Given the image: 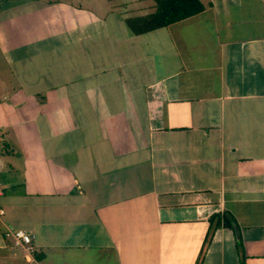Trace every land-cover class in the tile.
I'll return each instance as SVG.
<instances>
[{"label":"crops","instance_id":"0c3cea01","mask_svg":"<svg viewBox=\"0 0 264 264\" xmlns=\"http://www.w3.org/2000/svg\"><path fill=\"white\" fill-rule=\"evenodd\" d=\"M110 1L0 0V264H264V0Z\"/></svg>","mask_w":264,"mask_h":264},{"label":"trees","instance_id":"16d2710c","mask_svg":"<svg viewBox=\"0 0 264 264\" xmlns=\"http://www.w3.org/2000/svg\"><path fill=\"white\" fill-rule=\"evenodd\" d=\"M152 11L140 16L125 19V25L131 34L139 35L154 29L169 26L201 13L205 6L200 0H150ZM210 6V4H207ZM231 228V223L224 220ZM36 258H38L36 256ZM240 264H243L242 262Z\"/></svg>","mask_w":264,"mask_h":264},{"label":"rangeland","instance_id":"374dc122","mask_svg":"<svg viewBox=\"0 0 264 264\" xmlns=\"http://www.w3.org/2000/svg\"><path fill=\"white\" fill-rule=\"evenodd\" d=\"M20 0H2V2H17ZM74 1V0H72ZM113 1V0H111ZM110 1V2H111ZM75 2H87L90 6V2H108V0H75ZM115 6H119L125 10V14L131 15L139 11L138 8L143 9L144 11H149L151 7V2L148 0H120V2H113Z\"/></svg>","mask_w":264,"mask_h":264},{"label":"built area","instance_id":"2783aa9c","mask_svg":"<svg viewBox=\"0 0 264 264\" xmlns=\"http://www.w3.org/2000/svg\"><path fill=\"white\" fill-rule=\"evenodd\" d=\"M2 212L0 211V214ZM4 237L14 241L15 244L24 246L25 250L31 252V236L22 230L6 229Z\"/></svg>","mask_w":264,"mask_h":264},{"label":"water","instance_id":"95a60500","mask_svg":"<svg viewBox=\"0 0 264 264\" xmlns=\"http://www.w3.org/2000/svg\"><path fill=\"white\" fill-rule=\"evenodd\" d=\"M233 228H234V232H235V236H236V238H237V228L235 227V226H233Z\"/></svg>","mask_w":264,"mask_h":264}]
</instances>
